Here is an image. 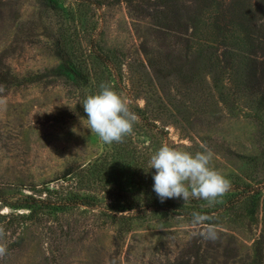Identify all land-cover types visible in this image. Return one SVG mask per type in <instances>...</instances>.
I'll return each mask as SVG.
<instances>
[{
	"label": "rangeland",
	"instance_id": "obj_1",
	"mask_svg": "<svg viewBox=\"0 0 264 264\" xmlns=\"http://www.w3.org/2000/svg\"><path fill=\"white\" fill-rule=\"evenodd\" d=\"M162 1L0 0V264H264V85L208 49L194 3L181 0L179 35ZM102 83L139 117L121 143L87 125ZM164 144L207 146L232 189L162 203L149 160Z\"/></svg>",
	"mask_w": 264,
	"mask_h": 264
},
{
	"label": "clouds",
	"instance_id": "obj_2",
	"mask_svg": "<svg viewBox=\"0 0 264 264\" xmlns=\"http://www.w3.org/2000/svg\"><path fill=\"white\" fill-rule=\"evenodd\" d=\"M5 103L0 97V105ZM130 105V99L104 83L82 104L91 133L107 144L121 143L132 134L139 117ZM213 157V151L207 146H203V151L192 153L164 144L149 160L150 169L156 170L153 191L162 203L170 198H182L185 203L191 199L205 200L210 205L219 202L232 189V182L211 166ZM211 219L199 212L191 214V224L201 227L198 235L206 241L217 238L216 227L207 223ZM4 236L5 229L0 225V258L8 251L7 244L2 242Z\"/></svg>",
	"mask_w": 264,
	"mask_h": 264
},
{
	"label": "trees",
	"instance_id": "obj_3",
	"mask_svg": "<svg viewBox=\"0 0 264 264\" xmlns=\"http://www.w3.org/2000/svg\"><path fill=\"white\" fill-rule=\"evenodd\" d=\"M189 1L195 4L196 17H207L204 16L210 28L208 49L221 50L226 67H237L241 72L237 79L249 90L258 92L264 85V59L258 60L264 54V0H255L254 4L250 0ZM158 7L156 15L168 20L166 23L173 31L179 35L187 31L182 22L186 5L181 0H163Z\"/></svg>",
	"mask_w": 264,
	"mask_h": 264
}]
</instances>
